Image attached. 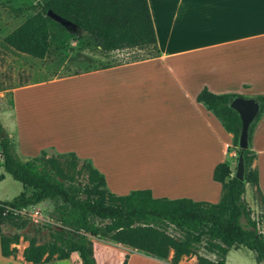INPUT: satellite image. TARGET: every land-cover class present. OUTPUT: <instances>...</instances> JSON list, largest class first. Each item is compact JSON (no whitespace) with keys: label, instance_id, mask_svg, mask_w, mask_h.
Returning a JSON list of instances; mask_svg holds the SVG:
<instances>
[{"label":"crops","instance_id":"crops-1","mask_svg":"<svg viewBox=\"0 0 264 264\" xmlns=\"http://www.w3.org/2000/svg\"><path fill=\"white\" fill-rule=\"evenodd\" d=\"M147 1L157 56L0 91L6 106L5 111L0 109V124L22 160L42 151L73 153L81 161H90L104 176L108 191L117 196L148 190L153 198L219 203L222 188L213 180V171L225 162L233 172V136L197 102V96L203 88L219 95L247 90L253 96H241H264V0H207L215 13L210 37L195 33L188 41L187 31L177 23L184 0ZM181 39L187 44H179ZM58 84L70 85L71 94L77 95L74 105L85 109L78 113L86 121L85 130L73 128L67 136L60 124L32 119L30 111L41 102V90ZM252 150L258 186L246 184L244 199L253 215L259 216L263 209L258 191L264 198V113L253 135ZM21 193L29 196L32 189L13 180L0 157V201H13ZM92 242L95 264H122L126 257L127 264H171L170 259L150 257L124 245L97 238ZM27 246L12 245L17 250L14 256L0 253V264H31L23 258ZM242 248L229 249L225 264L232 250ZM199 255L216 258L204 249ZM46 264L73 262L69 258ZM75 264H82L78 257ZM180 264H197V258L184 257Z\"/></svg>","mask_w":264,"mask_h":264},{"label":"trees","instance_id":"trees-1","mask_svg":"<svg viewBox=\"0 0 264 264\" xmlns=\"http://www.w3.org/2000/svg\"><path fill=\"white\" fill-rule=\"evenodd\" d=\"M37 3L39 10L5 37L0 47L33 59L44 60L51 48L50 24L53 13L76 29L77 42L84 50L108 55L124 50H149L158 55L157 39L147 0H45ZM237 94H214L203 88L197 102L206 107L233 136L236 162L240 154L238 137L239 116L229 106ZM260 114L249 130V148L244 151V181L231 176L228 165L218 164L213 180L220 183L219 203L194 202L190 199L153 198L148 190H135L124 196L108 191L104 176L90 161L79 160L73 153L38 156L22 160L15 152L12 139L0 124V157L3 168L13 180L32 189L13 201H0V229L4 225L22 229L26 219L14 211L53 202L51 220L57 228L50 241L38 244L35 237L26 239L23 251L27 263L46 264L52 260H67L76 254L82 264H95L93 238L130 247L147 256L171 264H180L184 257L196 256L197 264H225L231 248L244 247L254 254L257 264H264V198L258 191L263 212L257 220L244 199L245 185L258 186V172L252 168L256 157L252 140L264 113V96H256ZM85 178V183L79 182ZM258 219H260L258 221ZM52 230L43 224L38 229ZM19 235L0 232L2 257L14 256ZM204 249L216 255L210 260L199 255ZM172 253V254H171ZM128 257L122 264H127Z\"/></svg>","mask_w":264,"mask_h":264},{"label":"rangeland","instance_id":"rangeland-1","mask_svg":"<svg viewBox=\"0 0 264 264\" xmlns=\"http://www.w3.org/2000/svg\"><path fill=\"white\" fill-rule=\"evenodd\" d=\"M38 1L39 3H43L45 0ZM38 10L39 7L33 0H0V37L7 35ZM214 21L215 13L213 7L209 5L207 0H184L179 9L177 23L181 26L180 28L187 31L185 33V41H188V37H191L195 33L202 34L204 32L205 37L209 38L210 35L208 33L212 29ZM50 33L52 45L44 60H35L26 55L18 54L13 50L0 47V91L39 81H48L51 78L69 77L71 76L69 74L87 71L89 69H99L105 66H116L135 62L149 58L151 53L149 50L128 49L102 55L97 51L91 52L84 50L82 43L77 42L78 34L75 31L72 32L60 27L55 21H52L50 24ZM179 42L182 46L185 43L183 39ZM211 59H213V56H211ZM70 88V85L65 88L64 85L58 84L49 85L42 89L41 102L33 109L31 108L32 119H43L51 124L54 122L58 125L60 124V127L67 136L70 135L71 129L73 128L81 127L85 130L87 126L86 121L78 114L79 112L85 111V109H78L74 105V99L77 95L74 93L72 95ZM235 94L238 96H253V93L251 94L247 90H240ZM5 108V103L0 99V109L5 111ZM2 119L9 126V122L5 116L2 115ZM81 120H84V122L80 123ZM47 156L56 157L59 154L49 151L47 152ZM235 167L236 161L230 177L234 176ZM79 182L81 184L85 183V178ZM53 206V202L46 201L42 206L36 208L44 218V222L36 223L26 219L24 228L14 229L11 226L4 225L1 227L0 232L4 235H19L18 248L28 245V242L25 240L32 237L36 238L38 244L47 243L51 239V231L57 228L56 223L47 222V220H51ZM257 218L258 215H254V219L257 220ZM261 223V221L258 222L260 226L263 225ZM43 224L52 226V230L42 229L38 233V229ZM70 260H72L73 264L77 263V255H71ZM229 264L256 263L254 254L242 248L230 252Z\"/></svg>","mask_w":264,"mask_h":264},{"label":"water","instance_id":"water-1","mask_svg":"<svg viewBox=\"0 0 264 264\" xmlns=\"http://www.w3.org/2000/svg\"><path fill=\"white\" fill-rule=\"evenodd\" d=\"M48 16L60 22L61 24L74 29L68 23L61 20L59 17L51 12ZM228 106L237 113L241 122V130L238 137V148L241 150L237 158L234 177L240 181H244V151L249 148V130L253 123L257 120L260 114V102L256 98H247L243 96H236L229 100Z\"/></svg>","mask_w":264,"mask_h":264},{"label":"built area","instance_id":"built-area-1","mask_svg":"<svg viewBox=\"0 0 264 264\" xmlns=\"http://www.w3.org/2000/svg\"><path fill=\"white\" fill-rule=\"evenodd\" d=\"M14 214L19 215L25 219H29V220L36 222V223L44 222V218L42 217L40 212L37 209H35L34 207L23 208L21 210L14 211ZM47 222L55 223L53 220H50V219L47 220ZM257 230L259 231V233H263L264 232V224L261 226L259 224H257Z\"/></svg>","mask_w":264,"mask_h":264}]
</instances>
